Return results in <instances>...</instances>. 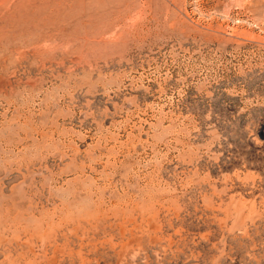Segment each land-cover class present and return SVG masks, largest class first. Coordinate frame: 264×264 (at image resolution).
<instances>
[{
	"label": "rangeland",
	"instance_id": "obj_1",
	"mask_svg": "<svg viewBox=\"0 0 264 264\" xmlns=\"http://www.w3.org/2000/svg\"><path fill=\"white\" fill-rule=\"evenodd\" d=\"M0 264H264V0H0Z\"/></svg>",
	"mask_w": 264,
	"mask_h": 264
}]
</instances>
